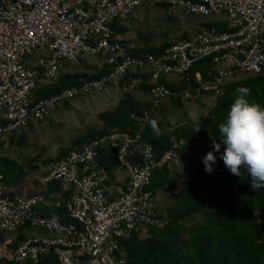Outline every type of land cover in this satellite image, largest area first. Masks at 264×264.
I'll use <instances>...</instances> for the list:
<instances>
[{
  "label": "built area",
  "instance_id": "2783aa9c",
  "mask_svg": "<svg viewBox=\"0 0 264 264\" xmlns=\"http://www.w3.org/2000/svg\"><path fill=\"white\" fill-rule=\"evenodd\" d=\"M150 3L206 16L213 25L203 24L193 35L175 39L158 55H132L135 47L118 38L113 24H129L134 12ZM98 55L109 66L103 76L36 98L40 87ZM206 59L212 79L204 82L200 72L192 79L194 65ZM144 69L151 76L149 106L132 113L134 126L115 128L54 161L40 181L56 183L57 192L11 196L0 174V232L24 228L30 233L1 264L38 263L51 251L57 264H126L125 243L134 232L168 225L170 219L157 211L160 192L151 190L152 177L171 169L183 150L195 144L174 134L182 124L164 126L171 145L159 155L145 139L150 121L161 115L168 98L201 101L204 121L229 82L264 72V0H0V142L78 97L110 90L131 70L142 74ZM171 76H187L188 85L178 91L161 83ZM130 83L138 86L142 77H132ZM102 148L118 151V168L129 178L125 187L110 188L111 171L99 160ZM40 205L65 207L74 222L58 214L41 215L36 211Z\"/></svg>",
  "mask_w": 264,
  "mask_h": 264
},
{
  "label": "trees",
  "instance_id": "16d2710c",
  "mask_svg": "<svg viewBox=\"0 0 264 264\" xmlns=\"http://www.w3.org/2000/svg\"><path fill=\"white\" fill-rule=\"evenodd\" d=\"M162 5L168 9L165 4ZM204 24L213 25L211 21H206ZM113 28L116 35L124 33L128 29L127 27H117V23L113 24ZM182 37L187 36L183 35ZM172 42H165L161 46L135 47L130 49V53L138 55L150 52L158 55ZM108 68L109 66L106 64L101 70L93 74L82 72L64 73L57 82L40 87L36 92V98L41 99L59 93L66 88L79 85L83 79L100 78L108 71ZM199 72L202 74L204 82L212 79L210 60H201L196 63L190 71V77L195 79L196 74ZM161 83H165L171 89L179 91L186 88L188 79L187 76H184L176 85H172L165 80ZM238 87L251 89L247 99L264 107L263 72L229 82L217 106L212 110L210 116L201 122L199 129L189 125H182L174 129L177 138H184L195 144L190 150L196 153L190 154L187 159L191 165L189 178L182 183L179 202L174 207L169 208L167 214H165L170 219L168 225L163 228L149 226L147 235L142 236L137 231L126 241L125 249L128 254L126 264L264 263V188L252 190L250 187L251 179L243 168L241 169V177L230 172L224 165L223 160L220 159L225 145L221 143L219 151L212 148L214 141L220 143L222 139L219 125L226 122L230 106L238 95L235 91ZM139 88L144 92H149L152 85H146L143 82L139 85ZM70 105L71 102H68L63 107H70ZM146 108L139 102L133 92H124L116 108L98 114V118L103 124L102 128L86 130L73 140L69 148L64 149L57 158H50L49 161L53 162L66 157L71 152L78 151L90 139L105 135L115 128L126 130L134 126L132 113H142ZM155 120L158 122L159 133L154 132L150 125L145 133V139L155 146L159 155H162L170 148L171 143L169 134L164 131L163 123L157 119ZM24 138L25 135H22L21 144L24 142ZM197 146L205 147L208 152L212 151L214 155L220 154L216 159V163L212 166L214 170L211 173L205 171L203 158L200 156ZM185 151L182 152V158H185ZM99 160L109 171L119 167L118 151L116 149L102 148ZM0 174L5 177V185L13 187L15 184H19L30 172L17 162L2 157L0 158ZM35 183L37 187L42 189L34 193L44 192L46 196H51L59 190L56 183H50L47 186L43 185L40 180ZM173 188L170 168L165 167L153 175L151 190L154 193L167 192ZM17 192L19 191L10 190L9 194L14 196ZM36 211L44 216L58 214L63 221L74 222L67 215L65 207L40 205L36 207ZM203 211L206 212V215L202 221L190 225L183 223L187 218ZM27 228L30 230L31 225L28 224ZM26 237L27 232L24 228L20 229L15 243L17 244ZM57 260V254L51 251L45 260L38 263L30 260L27 264H57Z\"/></svg>",
  "mask_w": 264,
  "mask_h": 264
},
{
  "label": "rangeland",
  "instance_id": "374dc122",
  "mask_svg": "<svg viewBox=\"0 0 264 264\" xmlns=\"http://www.w3.org/2000/svg\"><path fill=\"white\" fill-rule=\"evenodd\" d=\"M207 20L208 17L206 16L188 15L180 8L171 12L161 3L145 4L136 10L135 16L131 17V27L126 31L124 41L135 45L136 48L161 46L165 42H172L183 35H193ZM83 62L80 66L83 65ZM80 72L88 73L86 71ZM135 76H141L142 83L151 80L147 69H144L142 74H140V70L137 73L131 70L125 78L117 82L116 87L109 91L110 93L105 91L78 97L71 102L70 107L60 108L46 120L33 122L26 130L12 136L13 138L9 137L0 142V158H9L30 172L19 184H15L20 186L21 192H27L30 187L36 188L35 182H39L54 162L49 161V159L57 158L64 149L70 147L76 137L90 128H102L103 124L98 118V114L114 109L123 93L128 92L125 90L128 89L136 97L142 98L141 93L143 92L139 88L140 84L131 87V78ZM175 79L177 78L174 76L168 78L173 84ZM125 82L128 83L125 84ZM183 109L186 110L184 113ZM172 110H176L179 115L172 114ZM203 112L204 104L201 101L188 99L176 103L172 98H168L161 107V115L162 113L165 115L161 118L159 116L157 120L163 123V127L176 126L185 121H189L193 126H199L202 122ZM22 135H25V138L21 144ZM197 150L202 158L208 153L205 147L197 146ZM193 153L196 152L186 150L184 152L185 158L178 160L180 165L178 166V161H176L171 167L174 188L167 192H160L157 198V211L160 214H167V210L179 202L180 188L182 183L189 178L191 171V165L187 159ZM215 156L217 158L220 154L217 153ZM12 188L10 187V190ZM205 215L206 212L203 211L187 218L183 223L185 225L197 224L204 219ZM146 230L140 231L142 236L147 235ZM18 233L19 231L15 233L0 232V259L13 250ZM27 234L30 233L27 232Z\"/></svg>",
  "mask_w": 264,
  "mask_h": 264
},
{
  "label": "clouds",
  "instance_id": "9594fccd",
  "mask_svg": "<svg viewBox=\"0 0 264 264\" xmlns=\"http://www.w3.org/2000/svg\"><path fill=\"white\" fill-rule=\"evenodd\" d=\"M238 95L230 106L226 122L219 125L222 139L215 141L212 148L219 151L221 143L225 145L220 159L233 175L242 176L243 168L251 179L252 190L264 188V107L250 102L247 97L251 89L238 87ZM151 128L157 134L160 129L156 120L150 121ZM212 151L203 158L205 171L211 173L216 163Z\"/></svg>",
  "mask_w": 264,
  "mask_h": 264
},
{
  "label": "crops",
  "instance_id": "0c3cea01",
  "mask_svg": "<svg viewBox=\"0 0 264 264\" xmlns=\"http://www.w3.org/2000/svg\"><path fill=\"white\" fill-rule=\"evenodd\" d=\"M139 9V8H138ZM167 9V8H166ZM136 12V11H135ZM135 12H134V14H133V16H135ZM132 16V17H133ZM210 19V18H209ZM117 27H119V28H130L131 27V23H129V24H125V25H121V24H117ZM127 29V30H128ZM126 30V31H127ZM126 31H124V33H120V34H118L117 36H118V38L120 39L121 38V40L123 39H125V34H126ZM121 35H123V37H121ZM129 44V43H128ZM129 45H131V46H133V47H135V45H132V44H129ZM83 62V61H82ZM106 65V59H105V57L104 56H102V55H98V56H91V57H88V58H86L85 60H84V62H83V65H81L80 66V64L78 65V66H76V67H74L73 68V70L71 71V72H80V71H86V72H88V73H90V74H93V73H97V71H99V70H101L104 66ZM174 77H176V76H174ZM177 79H175L173 82H175L174 84L173 83H170V81L167 79L166 81L168 82V83H170V84H172V85H176V84H178L181 80H182V78H180V77H176ZM126 83H128V82H125V84ZM145 84L146 85H152L151 84V80H147V82H145ZM116 87V85H114L113 86V88L112 89H110V90H108L107 92H109V91H111V90H113L114 88ZM126 91H129L128 89L126 90ZM142 92L143 93H141V95H142V98H138V97H136L138 100H139V102L142 104V105H144V107L146 108V107H148L149 106V102H150V96H149V92H144L143 90H142ZM110 93V92H109ZM122 97V96H121ZM120 97V98H121ZM120 100V99H119ZM118 103H119V101H118ZM118 103H117V105H118ZM171 104V106H172V103H170ZM116 105V106H117ZM116 106L114 107V108H116ZM111 110H113V109H111ZM183 111V113L186 111V110H182ZM171 113L172 114H176V116L177 115H179L178 113H177V111L175 110V111H171ZM165 114L164 113H162V115H160V118L162 117V116H164ZM189 125V126H191V127H194V128H198V126L196 125V126H193V125H191V123L189 122V121H185V122H183V124L182 125ZM185 125V126H186ZM24 130H26V129H24ZM183 161V160H182ZM177 165L179 166L180 165V161H178L177 162ZM128 180H129V178H128V175H127V173L125 172V171H123V170H121V169H119V168H116L115 170H113V171H111V182H110V188L111 189H116V188H119V187H125L126 186V184L128 183ZM42 188H39V187H34V188H32V187H30L29 188V190L27 191V192H21V188H20V186L19 185H15V186H13V188L11 189V190H14V191H16V190H18L19 192H17V193H15V195L17 194H19V195H31L32 193H34V192H36V191H40ZM9 190H10V187H9Z\"/></svg>",
  "mask_w": 264,
  "mask_h": 264
}]
</instances>
